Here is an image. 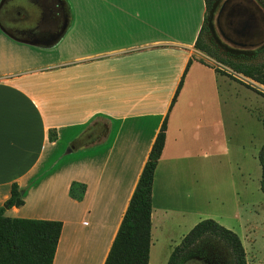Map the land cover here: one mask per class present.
Here are the masks:
<instances>
[{
  "label": "crops",
  "instance_id": "1",
  "mask_svg": "<svg viewBox=\"0 0 264 264\" xmlns=\"http://www.w3.org/2000/svg\"><path fill=\"white\" fill-rule=\"evenodd\" d=\"M41 1L0 0V206L17 184L24 202L5 216L62 222L52 264H104L166 118L152 185L151 264L161 233L180 224L177 215L195 214L166 197L186 187L189 198L203 193V157L217 167L234 85L253 90L195 47L205 0H50L69 10L61 22L43 19ZM216 8V29L218 18L228 29L233 10L263 24L264 0H220ZM73 181L85 185L80 200L69 195ZM184 235L165 238L168 258Z\"/></svg>",
  "mask_w": 264,
  "mask_h": 264
},
{
  "label": "rangeland",
  "instance_id": "2",
  "mask_svg": "<svg viewBox=\"0 0 264 264\" xmlns=\"http://www.w3.org/2000/svg\"><path fill=\"white\" fill-rule=\"evenodd\" d=\"M219 1L214 0L208 11L201 42L235 64L262 62L264 45L242 50L222 39L215 27ZM41 3L47 8L48 15L52 14L60 22L69 18L67 7L58 6L50 0H42ZM247 41L264 43V29ZM226 67L230 74L243 78L264 92V85L252 79L249 81L248 77ZM229 90L232 91V88ZM233 91L234 98L232 101L229 99V105L233 106L229 119L232 117L233 124L225 134L223 131L219 134L218 156L213 157L217 167L210 169V158L203 157L204 172L210 173V176L204 177L203 193L189 198L186 187L166 197L170 206L195 214L177 215V219H181L179 225L170 221L173 222L172 227L161 233L158 247L152 252L151 264H166L169 245L165 238L171 237L178 242V237L186 234L191 229V222L198 220L199 216L202 219L211 218L237 233L246 252L247 264H264V193L260 190L261 166L258 160V152L264 143V96L238 85H234ZM224 253L225 250H221L215 240L205 239L187 254L181 264H216V256Z\"/></svg>",
  "mask_w": 264,
  "mask_h": 264
},
{
  "label": "trees",
  "instance_id": "3",
  "mask_svg": "<svg viewBox=\"0 0 264 264\" xmlns=\"http://www.w3.org/2000/svg\"><path fill=\"white\" fill-rule=\"evenodd\" d=\"M213 1L205 0L206 17L196 39L195 47L233 71L264 85V59L259 63L235 64L220 57L208 45L201 42L207 14ZM190 62L191 60L187 66ZM216 70L264 96V92L244 83L232 74L220 69ZM182 80L183 78L176 92L179 91ZM174 100L175 97L172 103ZM166 122L165 118L151 145L104 264H148L151 243L152 185L155 168L164 148ZM54 137L55 133L50 130L49 138ZM258 160L261 166L260 190L264 193V143L258 152ZM84 191L83 183L73 181L70 184L69 195L72 198L80 200ZM23 202L21 189L13 183L10 197L0 206V264H52L62 222L4 215L6 209L20 206ZM205 239L215 240L221 250H225L224 254L216 256V264H247L246 252L239 235L211 218L200 220L184 235L181 242L172 250L167 264H181L187 254L195 250Z\"/></svg>",
  "mask_w": 264,
  "mask_h": 264
},
{
  "label": "flooded vegetation",
  "instance_id": "4",
  "mask_svg": "<svg viewBox=\"0 0 264 264\" xmlns=\"http://www.w3.org/2000/svg\"><path fill=\"white\" fill-rule=\"evenodd\" d=\"M43 19L47 18V8L41 3ZM17 12V10H15ZM232 17L226 21L225 25L228 29H223L220 18L217 19V28L221 37L230 45L244 50L245 48L261 47L264 43H258L259 41H247L248 38H253L254 35H259L263 31L260 29L263 24L258 23L256 15L248 10L239 11L233 10Z\"/></svg>",
  "mask_w": 264,
  "mask_h": 264
}]
</instances>
